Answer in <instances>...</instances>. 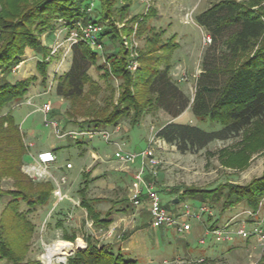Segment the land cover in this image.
<instances>
[{
	"label": "rangeland",
	"instance_id": "rangeland-1",
	"mask_svg": "<svg viewBox=\"0 0 264 264\" xmlns=\"http://www.w3.org/2000/svg\"><path fill=\"white\" fill-rule=\"evenodd\" d=\"M35 1L10 0L12 5L20 9L19 13L26 11ZM102 1L105 4L108 0ZM109 1L113 5L111 7L105 5L102 10L98 0H90L86 12L87 17L92 20L103 18L104 14H108L106 18L108 20H103L98 25L104 31L111 28L110 24L113 28L106 38L99 35L102 42L97 41V45L92 46L98 53L96 69L92 68L88 72L90 81L85 83L82 97L68 99L57 94L61 78L72 66L71 44L76 37L71 34L78 32L77 24L68 26L63 23L61 26L60 22L54 23L51 32H37L42 46L47 48L43 59L47 67L42 71L38 68L39 59L43 56L28 47L21 62L8 76L9 78L13 75L10 81L13 84L26 79L31 83L28 93L22 100L10 103L1 112L2 115L10 114L19 127L26 148L23 155L24 163L33 162L41 150H52L56 152L57 162L49 167V171L57 180L62 177L67 180L60 185L64 196L62 201L58 202L57 197L54 196L55 188L44 206L27 213L29 208L22 197L14 200L12 193L22 190L35 195L39 184L47 181L33 179L27 175L24 170L25 164L20 167V171L26 174L29 180L0 164V226L7 228L6 240L13 245L24 264H34L37 261L48 264L45 258L48 251L62 241L71 244L68 248L69 252L56 254L52 262L67 264L69 257L78 249H84L87 243L85 245L81 242V245L76 239L74 241L64 239L65 235L89 236L95 233L93 237L103 244L107 240H118L116 237L118 233L113 232L114 237L110 234L112 231H99V226L95 227L87 212L77 205L81 200L80 188H84L85 181L88 180L87 170L92 173L98 165L107 164L114 159L117 148L105 143L100 136L92 140L79 141L70 137L59 138L51 123L56 122L61 133L78 129L93 130L89 122L97 120L106 106L112 111L115 106L121 104L120 99L126 82L123 78L113 75L112 65L108 60L110 54L117 52L119 43L123 49L117 54L116 60L121 59L124 52L127 53L126 66L133 79H136L138 69L143 66L149 49L165 45L163 50L152 56L161 58L159 63L162 70L167 65L170 66V79L193 101L197 92V78L203 71L204 55L211 45L205 42L210 34L198 24V17L222 0ZM261 8L264 9V0ZM114 36L116 38L113 42L110 37ZM156 42L159 43L158 46H155ZM140 89L141 85L134 90V93L138 95ZM45 104H51V112L47 116L42 111ZM145 112L136 122L133 119L134 111H130L129 116L119 121L118 126H121L119 133L112 135L114 140L117 135L121 136L120 141L125 143L124 149L137 155L147 150L150 138L162 140L157 137V132L171 120L186 122L208 132L221 129L217 123L194 117L190 109L176 120L171 119L162 109L155 106ZM47 121L50 124L47 125ZM115 128L108 127L111 131ZM2 138L1 136L0 147L13 150L14 147L8 146ZM154 155L160 162L159 166L155 167L157 176H154L151 167H146L142 178L148 183H155V190L161 198L162 205L170 214L178 216L184 211V206H187L195 216L188 221L191 228L185 233H178L167 227L154 229L151 226L149 208L146 207L147 212L140 215L138 222L142 223L145 230L144 236L148 245L146 251L151 256V262L148 264H264L262 243L253 236L245 239L237 234L240 225L246 224L247 229H253L256 224L264 226V199L258 207L257 215L253 217L250 213H254V210L245 201L224 212L223 199H220L216 206L210 207L209 200L180 196L185 189L213 190L226 183L244 186L261 177L264 173V121L256 122L238 138L213 142L195 154H183L175 146L161 144L160 147H155ZM97 157L98 161L95 160ZM140 160L141 156L137 157L135 166L131 165L132 170L140 171L142 167ZM69 162L73 165L70 171L65 168ZM106 167H100L98 174L100 176L98 179H103L105 186L101 190L91 189L93 194L89 196H106L111 199L110 203L106 202L101 206L103 211L113 203L112 206H115L124 202L125 209L127 206L131 207L129 198L133 190L131 178L122 176L126 181H121L116 173H111L114 171ZM48 181L55 187L54 181ZM113 185H118L116 190H113L115 194L110 188ZM89 187L90 185L87 184L86 192ZM142 189L146 194L144 186ZM175 200H180V203L174 204ZM11 202L17 206L19 203V210L27 214L24 223L19 225L10 222L8 216L10 213L6 212V208ZM205 204L209 212L200 215V208ZM28 220L31 225L26 227L25 223ZM216 223L219 228L228 227L230 239H218L210 234L211 227ZM205 237H207L206 243L201 244L200 240ZM62 260L65 263L61 262ZM138 262L146 264L139 260ZM0 264L13 263L2 259L0 255Z\"/></svg>",
	"mask_w": 264,
	"mask_h": 264
},
{
	"label": "trees",
	"instance_id": "trees-1",
	"mask_svg": "<svg viewBox=\"0 0 264 264\" xmlns=\"http://www.w3.org/2000/svg\"><path fill=\"white\" fill-rule=\"evenodd\" d=\"M98 1L102 10L107 5H113L109 0L105 4L102 0ZM89 3L90 0H36L26 11L19 13L20 9L12 5L10 0L0 2V137L4 138L8 146L14 147L13 150L0 147V164L28 180L30 178L20 171V167L25 164L23 155L26 148L19 127L10 114L2 115L1 112L10 103L22 100L31 83L26 79L13 84L8 81V76L21 62L28 47L43 56L38 62V68L42 71L47 67L43 63L47 48L42 46L37 32H51L54 23L59 22L62 23L61 26L63 23L73 26L90 22L98 25L103 20H108V14L100 19H89L86 13ZM261 5L262 0H222L198 17V24L209 32L212 41L204 55L203 71L197 78V92L193 101L170 79V66L167 65L162 70L159 63L161 58L153 57L165 45L149 49L143 66L138 69L136 79H133L126 66L127 53L124 52L121 59L116 60L117 54L123 49L119 43L117 52L110 54L108 60L111 62L113 75L126 82L121 104L112 111L106 106L103 114L97 120L90 121L89 126L94 129L117 127L119 121L129 116L130 111H134L133 119L137 122L146 110L154 106L162 109L173 120L190 109L194 117L217 123L221 129L208 132L186 122L171 121L159 129L157 137L166 144L175 146L180 153L195 154L213 142L238 138L256 122L264 121V9ZM110 26L113 28L112 24ZM111 28L105 31L102 29L99 35L108 37ZM115 38L116 36L110 37L113 42ZM97 41L102 42V39L98 37ZM157 42L155 46L159 45ZM72 51L71 69L61 78L57 94L68 99H78L83 96L85 83L90 81L88 72L92 68L96 69L98 53L93 50L89 41L84 40L73 45ZM140 85L141 89L136 95L134 90ZM85 184L80 190V206L87 210L88 217L96 226L107 227L111 223L110 213L102 218L100 213L91 209L86 194L88 180ZM54 186L47 181L39 184L35 195L21 190L12 193V196L14 200L21 196L29 208L27 213H30L46 204L56 188L55 183ZM180 196L209 200L210 207L216 206L223 199L224 212L245 201L257 212L264 199V173L244 186L226 183L213 190L185 189ZM7 211L10 213V222L15 224L20 225L27 218V214L19 210V203L18 206L13 202L9 203ZM25 224L26 227L31 225L29 220ZM217 228V223L211 227L212 231ZM6 231L7 228L1 225V258L13 264H24L13 245L6 240ZM64 239L74 241L75 236L65 235ZM86 243L84 249H78L69 257L67 264H139L131 252H125L122 248L115 250L112 246L101 244L93 236H87Z\"/></svg>",
	"mask_w": 264,
	"mask_h": 264
},
{
	"label": "built area",
	"instance_id": "built-area-1",
	"mask_svg": "<svg viewBox=\"0 0 264 264\" xmlns=\"http://www.w3.org/2000/svg\"><path fill=\"white\" fill-rule=\"evenodd\" d=\"M78 32L72 33L71 35L73 37H76L74 39V42L71 44L72 47L75 44H78L80 41H89L92 46L97 45V39L99 37V33L102 31V27L99 25H95L92 23L88 24H82L77 23ZM211 37H206V43H211ZM44 114L47 116L51 112V104H45L44 108L42 110ZM46 124H50L49 121L46 122ZM53 127L55 128V131L59 138H65L70 137L75 141L79 140H92L96 136H100L105 143L114 145L117 150L115 153V159L121 163L122 165L129 166L132 165L137 157L141 156L142 161V167L140 171L136 175V184L133 188L131 194H130V200L133 203L135 208L141 207L142 204H147L150 214H151V226L154 229L160 228V227H167L172 228L178 233H185L188 232L191 228L188 221L195 216L190 211L189 207L184 206V211L181 212L178 216H174L170 214L167 209H165L162 205L161 198L158 194V192L155 190V183H148L142 178V175L145 172L146 167H151L153 170H151L154 174V176H157V171L155 170V167L159 166L160 162L154 155L155 147H160L161 144H166L164 141L159 139L150 138L149 139V146L147 150L142 152L140 155L133 154L127 150L124 149L125 143H123L120 140H114L112 138L113 134H118L121 126H117L114 130H109L108 128H102V129H93V130H86V129H78V130H71L66 131L65 133H61L58 129V124L51 123ZM57 162V156L52 150H44L37 154L36 158L33 159L32 163L25 164L24 170L27 175H29L33 179L37 180H52L54 181L56 185V191L55 196L57 197V201H62L64 199V196L62 195V190L60 185L63 183H66V178L62 177L60 180H57L55 176L49 171V167L53 166ZM67 169H72V164L66 165ZM142 186L146 189L145 196L143 195V189ZM58 190V191H57ZM80 205L79 203L77 204ZM209 209L207 206L203 205L200 208V215L208 213ZM258 212L250 213L251 216H256ZM197 215V214H196ZM229 229L226 228H217L213 230L210 234L216 236L218 239L222 238H229ZM237 234L245 239H248L250 237H255L258 239L259 242L262 243L264 246V226L261 224H256L253 229H247V225H240L239 230ZM209 234H207L208 237ZM200 240L201 244L206 243V238ZM65 260V258L63 259ZM61 261L64 262L65 261ZM51 264V263H50ZM53 264V262H52Z\"/></svg>",
	"mask_w": 264,
	"mask_h": 264
},
{
	"label": "crops",
	"instance_id": "crops-1",
	"mask_svg": "<svg viewBox=\"0 0 264 264\" xmlns=\"http://www.w3.org/2000/svg\"><path fill=\"white\" fill-rule=\"evenodd\" d=\"M11 77H13V75L9 77V80H8L9 82L12 80ZM10 83H12V82H10ZM120 137L121 136L117 135L116 140H120ZM46 150H49V149H46ZM42 151H44V150H41L40 152H42ZM40 152H38V153H40ZM55 154H56V152H55ZM93 155L96 156L95 154H93ZM95 160L98 161V157ZM140 163H142V161ZM68 164H71V163L69 162ZM135 164L136 163L134 162L132 165L135 166ZM100 167L101 168L106 167V169H110V170L114 171L111 173H116V175L118 176L117 178L118 179L120 178L121 181L125 180V179H123L122 176H126V178H131V182L133 183V186H132L133 188L135 187V184H136V175L138 172L136 170H132L131 165H129V166L122 165L115 158L112 159L111 161H109L107 164L98 165L97 168L94 169L92 173L87 170L88 182H91V183L89 184L90 187H89V190L86 192V194H87L88 199L90 200L91 209H93L96 213H100L102 218L106 214L110 213L109 220L111 221V223L107 227H99V231H101V232L102 231L103 232H105V231L111 232L112 231L110 234H112L113 232H115L116 234L118 233V235H116L118 240H116V239L115 240H107L104 242V245L122 248L123 250L129 251L132 254H134L135 257L139 261H142L143 263H146V264L150 263L151 262V256L148 253V251H146L147 250L146 248L148 245L146 244V239L144 236L145 230H144V227L141 225L142 223L140 224L138 222V220L140 219V215L142 213L147 212V209H146V207H148L147 204H142L141 207L135 208L133 203L130 200V202L132 204L131 207L127 206V208L125 209V206L123 205L124 202H120L119 204H117L115 206H112L114 204L113 203L109 208H107L105 211H103L101 206L103 204H105L106 202L110 203L111 199L106 197V196H96V195H93L92 197L89 196V195L93 194L91 189L95 190V188L96 189L98 188V190L99 189L101 190V188L103 186H105L103 179H98L100 177L98 175L100 172V170H99ZM65 168H66V166H65ZM87 169H88V167H87ZM66 170L70 171V169H67V168H66ZM117 186L118 185H113V186H110V188H112V191H113V190H116L115 188ZM82 188L83 187H81L80 190ZM113 193L115 194V191H113ZM143 195L145 196L144 193H143ZM91 199H92V201H91ZM120 201H122V200H120ZM119 206H122V207L120 208ZM79 207L81 208V206H79ZM113 207H115V208L113 209ZM81 209L83 211L87 212V210L85 208L82 207ZM108 210H109V212H108ZM132 211H135V212L132 213ZM91 221L93 223V220H91ZM86 223L89 224L88 221H86ZM95 227H96V225H95ZM94 234L95 233H91L90 236H93ZM112 235L114 236V234H112ZM86 237L87 236H85V235L80 236L77 234L75 236V239L78 240V242H82L86 245V242H85ZM106 239H108V238L106 237ZM101 244H103V243H101Z\"/></svg>",
	"mask_w": 264,
	"mask_h": 264
},
{
	"label": "bare ground",
	"instance_id": "bare-ground-1",
	"mask_svg": "<svg viewBox=\"0 0 264 264\" xmlns=\"http://www.w3.org/2000/svg\"><path fill=\"white\" fill-rule=\"evenodd\" d=\"M80 244L82 245V243L80 242ZM71 246L70 243H67V242H58L55 246H54V249H50L48 251V254L45 256L46 258V261L48 264H52V259L53 257L58 254V253H61V254H67L69 252L68 248ZM71 251V250H70Z\"/></svg>",
	"mask_w": 264,
	"mask_h": 264
},
{
	"label": "water",
	"instance_id": "water-1",
	"mask_svg": "<svg viewBox=\"0 0 264 264\" xmlns=\"http://www.w3.org/2000/svg\"><path fill=\"white\" fill-rule=\"evenodd\" d=\"M174 204H178L179 203V200H175L173 201Z\"/></svg>",
	"mask_w": 264,
	"mask_h": 264
}]
</instances>
